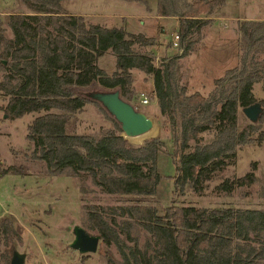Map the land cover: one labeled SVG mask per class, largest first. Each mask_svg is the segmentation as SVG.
Wrapping results in <instances>:
<instances>
[{
  "label": "trees",
  "instance_id": "1",
  "mask_svg": "<svg viewBox=\"0 0 264 264\" xmlns=\"http://www.w3.org/2000/svg\"><path fill=\"white\" fill-rule=\"evenodd\" d=\"M21 1L31 14L8 16L12 38L0 30V95L7 98L0 109L10 120L34 114L26 133L35 146L32 156L43 160L51 175L67 169L73 174L84 172L104 192L123 197L121 214L134 219L150 235L143 250L131 247L125 252L120 234L129 235L132 224L108 221L102 207L84 203L88 227L121 254L116 261L105 251L104 264H259L264 259V209L171 203L161 212L145 197L155 194L161 179L157 156L162 141L151 138L132 144L115 121L116 129L94 140L76 130V113L90 101L80 90L96 85L118 88L130 102V70L151 75L154 98L160 114L167 118L172 138L174 192L188 188L200 195L208 190L230 193L255 180V162L241 176H225L224 171L234 163L237 147L248 142L247 132L237 127V109L256 102L252 86L260 78H240L217 107L215 96L187 95L186 88L178 86L174 59L159 68L151 56L135 51L136 47L153 46V38L69 15L63 11L62 0ZM227 1L157 0L156 13L177 18L183 41L193 29L210 23L203 16L209 17ZM237 30L250 48L264 39V22L238 21ZM107 52L115 57L116 69L111 75L96 63ZM262 83L264 88V78ZM205 132L212 140L200 143ZM10 170L25 174L21 165H0V176ZM0 235V264H11L22 238L9 218L0 221Z\"/></svg>",
  "mask_w": 264,
  "mask_h": 264
},
{
  "label": "rangeland",
  "instance_id": "2",
  "mask_svg": "<svg viewBox=\"0 0 264 264\" xmlns=\"http://www.w3.org/2000/svg\"><path fill=\"white\" fill-rule=\"evenodd\" d=\"M61 6L65 13L92 14L90 23L153 38V46L136 47L135 51L151 56L154 65L159 68L174 59L178 86H184L187 95L199 92L206 98L215 96L214 105L217 107L240 78L259 77L253 83L252 91L255 103L260 106V113L255 121H251L244 114L245 106L238 107L237 127L247 132L248 142L237 147L234 163L224 171L225 176H241L252 170L251 163L255 162V180L250 186H240L230 193L220 194L208 190L200 195L188 188L183 192H174L172 176L175 165L172 160L169 123L159 112L152 76L137 69H131L130 72L133 92L130 102L151 117L154 126L145 135L131 137L128 141L140 145L151 138H159L163 143L157 156V170L161 179L155 194L145 197L149 204L158 207L161 212L171 203L197 207L264 209V39L250 48L238 34L237 23L233 22L244 15L262 17L264 0H240L238 3H229L225 7L226 11L223 10L224 14L218 12L213 15V12L209 16L213 15V22L193 29L188 37L180 40L183 54L189 50L187 55L172 48L171 38L174 33H178V20L174 17L159 18L156 13L157 0H62ZM11 14L31 12L21 0H0V30H3L6 38H12L7 27V18ZM96 63L108 75L116 69L115 57L110 52L100 56ZM2 75L0 71V79ZM141 92L147 95L148 103L140 101ZM6 101L7 98L0 95V105ZM33 116L25 114L10 120L5 118L0 109V165H21L25 169V174L10 170L0 176V221L9 218L20 234L22 244L17 246V253L22 257L23 264H104L105 251L120 261L118 248L114 244L103 243L97 231L88 227L84 203L102 207L108 221L115 219L118 224L129 221L132 224L129 235L124 232L120 234L124 241L122 248L125 252L131 247L143 250L150 235L134 219L121 214L119 207L125 204L123 197L104 192L84 172L73 174L67 169L60 175H51L46 163L32 156L35 146L27 139L26 133L27 124ZM76 117V130L91 135L94 140L116 129L114 120L93 101H88L76 113ZM202 137L200 143L212 140L208 132ZM190 143L193 145L195 142L190 140ZM76 226H81L89 234L99 235L95 252L79 253L71 248ZM1 243L0 235L2 249ZM259 264H264V259Z\"/></svg>",
  "mask_w": 264,
  "mask_h": 264
},
{
  "label": "water",
  "instance_id": "3",
  "mask_svg": "<svg viewBox=\"0 0 264 264\" xmlns=\"http://www.w3.org/2000/svg\"><path fill=\"white\" fill-rule=\"evenodd\" d=\"M80 94L90 101L97 102L102 109L117 123L121 135L127 139L149 132L154 121L146 113L135 107L131 102L124 99L118 88H105L102 86H91L80 90ZM244 114L255 121L260 113L257 103L246 106ZM74 239L71 248L79 253H93L96 251L99 235L87 233L81 226L74 227ZM11 264H23L22 257L15 253Z\"/></svg>",
  "mask_w": 264,
  "mask_h": 264
},
{
  "label": "crops",
  "instance_id": "4",
  "mask_svg": "<svg viewBox=\"0 0 264 264\" xmlns=\"http://www.w3.org/2000/svg\"><path fill=\"white\" fill-rule=\"evenodd\" d=\"M120 1H123V0H120ZM238 1H240V0H228L223 6H221V7H218V8H216L215 10H214V13H213V15H215V13H217L218 14V12H220V13H222V14H224V11L223 10H225V7H227V5L229 4V3H238ZM241 1H244V0H241ZM124 2H127V1H124ZM63 8V7H62ZM226 11V10H225ZM67 14H69V15H73V16H81V17H83L84 19H85V21H87V22H90V19H91V17L93 16L92 14H89V13H87V12H79V13H67ZM212 15V16H213ZM212 16L211 17H208V18H203V19H207V20H210V21H212L213 22V18H212ZM121 18H124L123 17V15H121L120 16ZM159 18H163V17H159ZM220 20H222V18H220ZM238 21H262V22H264V15L262 16V17H253V16H251V15H244V16H241V17H237L236 18V20H234L233 22H235V23H237ZM93 24H95V23H93ZM101 26H104L105 28H108L109 29V27H107L106 25H101ZM112 29H115V27H112ZM118 29V28H117ZM125 31V30H124ZM126 32V31H125ZM126 33H128V32H126ZM131 34V33H130ZM135 35H137V34H135ZM132 70H130V72H131ZM154 115H156V113H154Z\"/></svg>",
  "mask_w": 264,
  "mask_h": 264
},
{
  "label": "built area",
  "instance_id": "5",
  "mask_svg": "<svg viewBox=\"0 0 264 264\" xmlns=\"http://www.w3.org/2000/svg\"><path fill=\"white\" fill-rule=\"evenodd\" d=\"M171 45H172V48L175 49V50H178L180 52H182V47L180 46V37L178 35V33H174L172 38H171ZM181 55V54H180ZM140 101L145 104V103H148V97L145 93H140Z\"/></svg>",
  "mask_w": 264,
  "mask_h": 264
},
{
  "label": "bare ground",
  "instance_id": "6",
  "mask_svg": "<svg viewBox=\"0 0 264 264\" xmlns=\"http://www.w3.org/2000/svg\"><path fill=\"white\" fill-rule=\"evenodd\" d=\"M146 133H144V134H142V135H139V136H136V137H140V136H143V135H145ZM134 138V137H133Z\"/></svg>",
  "mask_w": 264,
  "mask_h": 264
}]
</instances>
